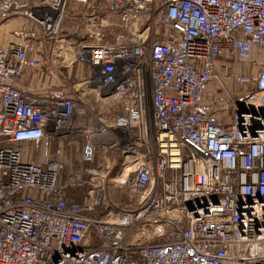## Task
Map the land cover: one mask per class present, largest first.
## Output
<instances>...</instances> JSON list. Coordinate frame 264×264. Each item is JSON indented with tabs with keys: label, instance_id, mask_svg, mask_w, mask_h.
<instances>
[{
	"label": "built area",
	"instance_id": "obj_1",
	"mask_svg": "<svg viewBox=\"0 0 264 264\" xmlns=\"http://www.w3.org/2000/svg\"><path fill=\"white\" fill-rule=\"evenodd\" d=\"M105 1L122 23L114 42H89L82 55L85 85L108 106L91 127L75 99L18 84L51 64L48 37L70 6L96 0H0V38L12 18L35 25L0 44V264H264V0ZM145 14L172 39L153 42V22L137 27ZM38 38L46 54L30 56ZM220 59L238 60L236 80L256 85L230 125L201 107ZM253 61L258 71L242 73ZM68 135L86 164L104 155L85 169L99 184L116 151L132 160L114 181L133 209L104 213L102 186L69 202L57 161L28 148Z\"/></svg>",
	"mask_w": 264,
	"mask_h": 264
},
{
	"label": "rangeland",
	"instance_id": "obj_2",
	"mask_svg": "<svg viewBox=\"0 0 264 264\" xmlns=\"http://www.w3.org/2000/svg\"><path fill=\"white\" fill-rule=\"evenodd\" d=\"M102 21L106 22L107 25L102 26ZM150 22H153V42H168L175 35L170 26L154 22L153 16L148 14L143 16V19L138 22L137 27L139 29L144 28ZM121 23L119 14L112 7L110 8L105 0H96L94 5L74 3L70 6L61 20V27L57 29L56 34L51 33L48 37L49 40H54L53 54L60 55L58 59H60L59 61L64 68V73L62 74L65 76L60 81L63 82L67 79L66 74H69L67 76L72 81L68 86L72 88H69L68 92L59 93V97H71L78 104H81L79 94L86 88H90L84 84L88 78V67L87 61L82 55H85V46L92 43L89 41V37L92 36L90 33L94 29L92 24H95V35L99 38L95 43H111L120 32ZM21 27L24 28L26 25L21 24ZM27 28L31 30L35 29V25L29 22ZM39 43H43V46H40ZM39 48L41 49L39 50ZM30 50L31 53L28 52L30 54H35V52L39 51H42V54H46L45 44L42 39H39L36 44H33V49L31 47ZM236 63H238V60H219V78L211 82L210 94L202 105V108L217 114L226 125L232 124V115L236 105L247 102L245 92H254L256 88L254 82L243 84L236 80L238 75L235 67ZM248 64V66L245 64V68L241 71L242 73L253 74L258 71L257 66H255V61ZM78 66H80V69H78ZM81 71H84V73ZM41 84H39L40 87ZM26 91L32 92L33 90L26 89ZM120 104L121 100L116 99L115 107L118 108ZM79 110L82 111L84 108L80 106ZM83 125L92 127L93 122H90V118H87L84 120ZM31 147L30 145L28 146L30 150H33ZM142 148L145 149V153L151 154V147L143 145ZM153 149H155V145H153ZM36 152L39 162H45L50 157L57 161L61 182H67L73 185V187H70L69 190L71 191L68 193L70 203L78 204L85 200L94 189L98 190V186H102L106 201L104 213H118L134 208V205L126 200V196L130 191L128 187L114 181L115 178H120L125 175L126 168L127 170L132 168V160L121 157L123 154L120 151L114 153L110 169L106 168L101 172L104 178L102 184L95 181L93 175L85 173V169L92 166L99 168L104 155L99 154L95 162L86 164L82 159L81 145L78 142L77 135H68L62 140L39 144L36 147ZM56 153H58V156H54Z\"/></svg>",
	"mask_w": 264,
	"mask_h": 264
},
{
	"label": "crops",
	"instance_id": "obj_3",
	"mask_svg": "<svg viewBox=\"0 0 264 264\" xmlns=\"http://www.w3.org/2000/svg\"><path fill=\"white\" fill-rule=\"evenodd\" d=\"M80 5H83V4L80 3ZM93 7H95V6H93ZM21 24L22 25L24 24V25H26V27H28L29 20H27L25 18H12L3 24V31H2L1 38H0V44L2 46H6L8 44V42H10L11 40L14 39V33L13 32L16 29L23 28V27H21ZM174 33H176V32H174ZM98 39H99L98 36L95 35V39L90 38L89 41L96 42ZM38 40H39V38L31 41L30 46L28 48V52L31 53V50H30L31 47L33 49V44H36V42ZM115 40H116V37H115L114 41ZM39 44H40V46H43V43H39ZM40 49L41 48H39V50ZM30 53H28V54L31 56V55H35V54H42L43 52L39 51V52H35V54H30ZM59 56H60L59 54H53L52 57L50 56V59H51L50 65L40 66L37 68H27L23 72L22 78L20 79V82L18 84L19 87L24 91H26V89H28V90L32 89L33 90L32 92L39 93L43 97H55V96H59L58 95L59 93L68 92L69 88H72V87H68L70 85V82H72V81H70V79L68 78L69 74H66L67 79H65L63 82L60 81L61 78H64L65 75L62 74V73H64V68H63L61 62L59 61L60 59H58ZM78 69H80V66H78ZM81 72L84 73V71H81ZM86 76H85V78H86ZM40 83H42L41 87L39 86ZM79 96H80L79 100L82 102L79 105L82 108H84V110H82V111L79 110V115H78L79 122L81 124H83L84 120L87 118H90V122H93V124H94L97 121V117H98L97 111L99 109H102V106H105L104 111L108 112V106L106 104H104V103L100 104L99 103V105H101V106H98L96 93H94V91L92 89L86 88L81 94H79ZM93 105L95 106L94 108H93ZM202 105H201V107H202ZM205 111H207V110L205 109ZM207 112H209V111H207ZM39 144H45V143L41 142ZM39 144H30V146H32L31 148L33 149L32 151H36V147ZM54 156H58V153L54 154ZM69 192H67V196H68ZM83 201L79 202L78 204H81Z\"/></svg>",
	"mask_w": 264,
	"mask_h": 264
}]
</instances>
